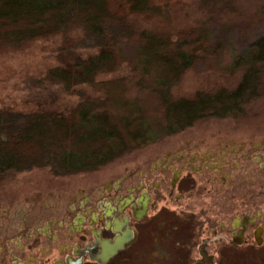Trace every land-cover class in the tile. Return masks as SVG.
<instances>
[{"label": "trees", "instance_id": "obj_1", "mask_svg": "<svg viewBox=\"0 0 264 264\" xmlns=\"http://www.w3.org/2000/svg\"><path fill=\"white\" fill-rule=\"evenodd\" d=\"M183 0H0V49L19 50L54 36L81 35L105 49L73 70L56 68L51 83L67 91L94 87L98 102L82 101L65 115L0 112V174L50 169L55 176L96 171L133 151L177 135L206 119H238L264 98V34L244 44L214 43L213 31L194 30L174 41L160 33L117 32L127 18L149 23ZM195 38V40L193 38ZM225 39V40H226ZM222 52L225 70L242 73L233 89L174 98L172 89L203 58ZM130 56V57H129ZM128 62L138 91L149 98L123 99V82H98ZM118 89V90H117ZM116 112V114H115ZM120 114H118V113Z\"/></svg>", "mask_w": 264, "mask_h": 264}, {"label": "flooded vegetation", "instance_id": "obj_2", "mask_svg": "<svg viewBox=\"0 0 264 264\" xmlns=\"http://www.w3.org/2000/svg\"><path fill=\"white\" fill-rule=\"evenodd\" d=\"M38 198L2 206L0 264L264 262V141L187 142Z\"/></svg>", "mask_w": 264, "mask_h": 264}, {"label": "rangeland", "instance_id": "obj_3", "mask_svg": "<svg viewBox=\"0 0 264 264\" xmlns=\"http://www.w3.org/2000/svg\"><path fill=\"white\" fill-rule=\"evenodd\" d=\"M127 19L124 24L116 26L118 33H127L126 30L131 27L135 33H160L176 41L180 34L189 36L194 30L208 28L213 31L214 43H229L226 38L230 37L248 44L264 34V0H183L152 22L146 23L137 17ZM93 40H86L76 34L69 38L61 35L33 41L19 50L0 49V112H54L65 115L82 101L104 100V94L94 87L86 85L67 91L62 84L48 80L52 70H73L79 61L105 49L103 46L97 47ZM200 55L203 60L173 87L171 93L174 98L189 99L199 92L221 88L233 90L239 84L242 73L231 75L225 70L222 52L216 56ZM133 69L128 62L120 71L99 77L98 82L120 80L125 85L121 87L124 90L123 99L130 102L149 98V92L135 88ZM199 139L212 145L264 141V98L250 106L243 118H210L198 122L177 135L117 159L97 173L57 177L50 169H33L22 173L0 174V212L2 206H5L12 209L14 217H23V210H29L38 196L36 207L42 208L44 202H53L45 199H56L61 191H72L95 180H102L129 163L142 162ZM233 255L230 264H242L238 256L234 258ZM262 262L246 264H264Z\"/></svg>", "mask_w": 264, "mask_h": 264}]
</instances>
